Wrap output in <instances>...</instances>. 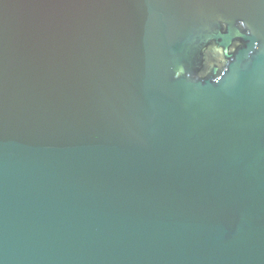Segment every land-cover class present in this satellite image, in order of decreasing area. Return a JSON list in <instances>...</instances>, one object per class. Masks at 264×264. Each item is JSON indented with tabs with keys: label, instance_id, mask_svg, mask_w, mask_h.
Wrapping results in <instances>:
<instances>
[{
	"label": "water",
	"instance_id": "water-1",
	"mask_svg": "<svg viewBox=\"0 0 264 264\" xmlns=\"http://www.w3.org/2000/svg\"><path fill=\"white\" fill-rule=\"evenodd\" d=\"M0 264H264V0H0Z\"/></svg>",
	"mask_w": 264,
	"mask_h": 264
}]
</instances>
